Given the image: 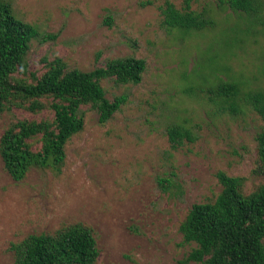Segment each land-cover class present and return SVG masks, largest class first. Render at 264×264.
<instances>
[{
	"label": "rangeland",
	"instance_id": "obj_1",
	"mask_svg": "<svg viewBox=\"0 0 264 264\" xmlns=\"http://www.w3.org/2000/svg\"><path fill=\"white\" fill-rule=\"evenodd\" d=\"M8 1L41 33H60L53 42H32L29 69L38 77L55 58L85 72L131 56L147 68L138 85L102 82L108 99L127 101L106 124L90 105L81 108L84 129L67 144L60 173L33 168L15 182L0 155V264H14L12 243L75 223L92 229L96 264H181L196 245L182 244L180 226L193 205L215 201L218 172L245 178L248 194L264 184L256 141L264 118L248 106L223 112L210 100V88L227 76L264 91V0L256 18L233 13L221 0H192L193 10L209 11L216 25L189 36L162 24L166 3L181 9L185 0ZM212 58L230 71L210 75ZM53 118L49 109L4 112L0 140L16 120ZM172 125L197 140L173 149ZM31 143L41 149L39 139ZM160 179L171 180L168 191Z\"/></svg>",
	"mask_w": 264,
	"mask_h": 264
},
{
	"label": "trees",
	"instance_id": "obj_2",
	"mask_svg": "<svg viewBox=\"0 0 264 264\" xmlns=\"http://www.w3.org/2000/svg\"><path fill=\"white\" fill-rule=\"evenodd\" d=\"M221 4L235 14L252 18L259 17L262 11L259 0H221ZM161 11L163 27L185 36L216 25L209 11L193 10L192 0H185L181 9L167 2ZM105 22L111 24V17ZM59 34L41 33L17 16L10 1L0 0V114L14 108L34 114L47 109L54 113L52 120H16L2 135L0 155L15 182L24 180L33 168H51L60 173L67 158V144L84 129L81 108L90 105L99 114L100 124H106L127 101L124 95L108 99L102 82L138 85L147 68L144 59L131 56L85 72L69 69L63 59L55 58L46 62L47 71L38 77L29 69L31 44L36 40L42 44L56 41ZM215 59H210L209 67L215 65ZM216 61L214 71L207 66L210 75L230 71ZM244 86L229 76L219 79L210 88V100L223 112L236 114L243 111L242 106H248L264 118V91L246 90ZM167 134L173 149L197 140L190 129L181 125L170 126ZM34 139L40 140V150L33 149ZM256 141L259 168L264 172V131ZM217 179L222 190L215 201L193 205L180 226L182 244L196 245L181 264H264V184L248 194L245 178L220 171ZM159 184L168 191L172 182L160 179ZM10 251L14 264H96L100 257L92 229L82 223L64 226L53 234L29 235L12 243Z\"/></svg>",
	"mask_w": 264,
	"mask_h": 264
}]
</instances>
